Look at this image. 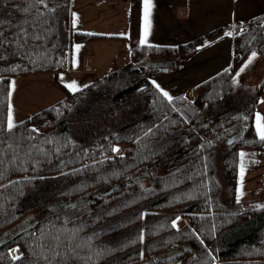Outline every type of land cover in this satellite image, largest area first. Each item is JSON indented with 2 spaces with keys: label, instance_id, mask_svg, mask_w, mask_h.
I'll return each instance as SVG.
<instances>
[{
  "label": "trees",
  "instance_id": "1",
  "mask_svg": "<svg viewBox=\"0 0 264 264\" xmlns=\"http://www.w3.org/2000/svg\"><path fill=\"white\" fill-rule=\"evenodd\" d=\"M69 4L0 0V235L7 232L0 264H264V205L241 211L220 201L214 164L219 139L210 140L241 122L227 99L240 66L264 40V13L185 42L156 44L141 43L143 0H130L125 35L69 29ZM229 32L232 65L192 95L165 96L151 78L165 67L137 66L143 57L186 59ZM122 38L133 44L126 64L74 92L59 81L63 98L8 130L13 75L58 76L70 65L73 41ZM244 108L248 123L223 152L231 198L240 154L264 152L254 114ZM144 170L149 174L135 177ZM115 185L120 187L102 195ZM88 194L95 200L50 208ZM31 215L35 223L27 225ZM180 218L186 221L177 224ZM244 223L254 226L228 237Z\"/></svg>",
  "mask_w": 264,
  "mask_h": 264
},
{
  "label": "rangeland",
  "instance_id": "2",
  "mask_svg": "<svg viewBox=\"0 0 264 264\" xmlns=\"http://www.w3.org/2000/svg\"><path fill=\"white\" fill-rule=\"evenodd\" d=\"M48 1L51 4L54 3V0H47V2ZM159 1L161 0H149L148 8L152 9L156 7ZM174 1L175 0H162L164 4L169 5ZM75 2L76 0H74V2L71 1L69 4V9L71 11L69 29H72L73 31H75L76 28L78 29L76 21L80 17L81 10L86 9L87 12H99L101 14H106L109 12V16L113 20V24L110 25L111 28H107L108 26L104 25L102 31L105 29L104 32L110 31V33L121 34L129 33L130 25L128 3H123L124 1L120 2L116 0H113L111 3L100 2L98 4L89 2L83 8L79 7L80 12L78 15V6ZM143 7L145 14V0H143ZM173 12L176 13L175 8ZM261 13L264 12H258L256 15ZM115 17H119V20L115 21ZM246 17L238 19L243 21ZM236 23L237 22H234L233 24ZM74 26L76 28H74ZM143 33L145 35V23H143ZM145 36H148V31L147 35ZM226 36L228 35L226 34L223 37ZM225 41L226 43L227 41H230L233 44L231 39L226 38ZM127 43L128 46L130 43L132 44L129 38ZM127 43H125L124 40L119 41L110 39L83 42L73 41L70 59L73 60L74 68H77L78 65L81 67L82 65L83 50L85 49L84 46H87L86 49L89 48L97 55V57L96 55H89L85 57V62L89 61L90 63L87 67L88 70H71L68 68V71H60L58 76H56L54 72H36L13 75L11 78L8 116L11 112L13 123L15 124L38 111L39 109L49 106L57 100L63 98L66 92L60 85L59 81L65 85L75 82L77 87L80 88L112 71L114 67H117L115 65H118V63H123V65L126 64L132 57V54H129V51L128 54L125 52ZM222 44L223 43H221V47L219 44L215 43L214 45H208L201 50L198 49L192 55L187 57L186 60L179 57L177 58L176 65L164 66L165 68L162 71L153 73L151 78L156 85H159V87H161L164 92L168 93V96H173L183 91L192 95L194 91L192 93L191 89L197 87L202 82L208 80L209 78L232 65V62L229 63V58L232 56L234 58V53L232 52L233 48L227 50L226 54L224 53ZM259 44L260 45L255 51V57H253L251 54L240 66L234 78L235 88L233 93L230 95L231 97L227 99L228 108L231 113L234 112V115H238V121L244 122L243 120L247 116H250L245 112L244 114L240 113L243 112L245 109L244 107L249 108L248 112L254 114L253 122L256 129L257 114H259L261 117H264V90L261 91V86L264 82V40ZM77 46H79V48H77ZM117 50L122 53V56L119 60L116 58L118 56ZM114 55H116V57ZM88 58L91 59L88 60ZM150 59L151 58L149 57L140 58L137 66L143 67L144 71L151 70L152 66H149L148 63ZM97 63L98 66L93 69L94 64ZM241 68H244V71L241 72ZM130 111L131 110H129V112ZM241 122L237 124H240ZM261 122L264 123V120ZM232 127L233 126H227V128L222 132L229 130ZM222 132H214L210 136V140L212 138L219 139V149L217 153L215 152L214 164L216 177L222 185L220 201L230 204L233 206V208L240 209L241 211L244 209L264 205V152H245L243 159V176H241L240 173L237 194L234 198H231L230 195H228V187L230 190L231 185L229 181L225 179L223 174V152L227 148L228 144L233 141L232 138L237 130L221 135ZM81 199L82 198L78 200ZM185 221L186 220L184 218H180L177 220V224H182ZM253 226L254 225L251 223H244L241 225L240 229L235 230V232L233 231V228L228 233V237L232 238L231 235L234 237V235L247 232Z\"/></svg>",
  "mask_w": 264,
  "mask_h": 264
},
{
  "label": "crops",
  "instance_id": "3",
  "mask_svg": "<svg viewBox=\"0 0 264 264\" xmlns=\"http://www.w3.org/2000/svg\"><path fill=\"white\" fill-rule=\"evenodd\" d=\"M74 0H70V2ZM103 1V2H102ZM113 0H76V5L79 7H84L87 3H111ZM124 1L123 3H128L129 9V25H130V0H116ZM127 1V2H126ZM129 1V2H128ZM144 8V7H143ZM174 8L176 13L173 12ZM257 12V13H256ZM258 12H264V0H175L172 4H164L161 1L158 2L157 6L149 9L148 8V36L143 33V23L145 20V14L143 9L142 25H141V41L145 43H156V44H176L188 41L193 37L202 34L216 26L234 22H243L249 17H252ZM85 15V16H84ZM247 16V17H246ZM95 19H94V18ZM109 17V18H108ZM243 21L238 18H244ZM71 18V17H70ZM93 18V19H92ZM144 19V20H143ZM71 20V19H70ZM115 21L119 20V17L114 18ZM111 21V22H110ZM233 24L234 26L237 25ZM78 29L81 31L99 32L107 34H121V33H110V31L104 32L105 29L102 28L107 25V28H111L110 25L113 24V20L109 16V12L106 14H101L99 12H87L86 9H82L80 12V17L76 21ZM118 24V22H117ZM128 34V33H123ZM231 39L233 41L232 35L226 37L218 38L217 40L211 42L208 45H214L215 43H223L224 53L227 54V50L233 48V44L230 41H225V39ZM124 40L125 43L128 42V38L119 39ZM132 42V41H131ZM87 45V44H85ZM206 45L205 47H207ZM82 65L74 68L73 60L70 59V65L68 68L71 70H88L89 61L85 62V57L89 55H96L94 51H91L87 46H84ZM205 47L200 48L203 49ZM133 44L127 43L125 52L132 54ZM226 50V51H225ZM118 51V50H117ZM233 52V50H232ZM116 57V55H114ZM122 53L118 51L117 60L120 59ZM97 57V55H96ZM91 58H88L90 60ZM186 60V59H184ZM233 63V56L229 58V63ZM118 63L115 65L114 69L122 66ZM98 66L94 64L93 69ZM112 69V70H114ZM65 71H68L66 69ZM244 180V178H243Z\"/></svg>",
  "mask_w": 264,
  "mask_h": 264
},
{
  "label": "water",
  "instance_id": "4",
  "mask_svg": "<svg viewBox=\"0 0 264 264\" xmlns=\"http://www.w3.org/2000/svg\"><path fill=\"white\" fill-rule=\"evenodd\" d=\"M176 63L177 62H176L175 58L149 61V64H151L152 66H159V67L172 66V65H176ZM199 121H200V117L198 116L195 119V122H199ZM246 125H247V122H244L242 124H236L232 128H230L229 130H226V131L222 132L221 135L227 134L230 131H236L237 130V132L233 136V139H237L243 133L244 128H245ZM211 140L213 141V140H215V138H212ZM207 143H209V140H205L203 142H200L198 145H196L194 147V149L198 148L199 146H203L204 144H207ZM146 174H149V170H144V171L138 173L135 177L144 176ZM119 187H120V185L112 186L109 189H106L105 191H103L102 195H108V194L114 192L115 190H117ZM91 200H94V197H93V195L88 194L85 197H83L81 200H78V201L77 200H73V201H69V202H62L60 204H55L54 206L51 207V209H55L56 207H58V206H60L62 204L66 205V206L67 205L76 206V205H79V204L84 203V202H90ZM25 222H26L27 225H33L35 223L34 216L33 215L29 216V218L27 220H25ZM6 234H7V232L5 231V232H3L0 235V244L3 241H5ZM179 249H181V246L175 248V250H179ZM175 250H172V252L175 251Z\"/></svg>",
  "mask_w": 264,
  "mask_h": 264
},
{
  "label": "snow or ice",
  "instance_id": "5",
  "mask_svg": "<svg viewBox=\"0 0 264 264\" xmlns=\"http://www.w3.org/2000/svg\"><path fill=\"white\" fill-rule=\"evenodd\" d=\"M38 3L40 4H44L45 0H37ZM145 35H147V30H148V6H149V0H145ZM75 15V14H74ZM0 35H2V33H0ZM227 35H232V33H227ZM141 43H144V41H141ZM77 48H79V46H77ZM253 57H255L256 53L253 52L252 53ZM251 62V61H250ZM240 71H244V68H241ZM155 83V82H153ZM67 87L72 90L73 92L74 91H77L78 90V87L76 85L75 82H72V83H69L67 85ZM157 88H159V85H156ZM161 91H163L161 89ZM164 95L165 96H168V93L167 92H164ZM169 99H171V97H169ZM264 120V117H261L259 114H257V121H256V124H257V130L259 131V135H260V138L262 140H264V123H262L261 121ZM15 127V124L13 123V117L11 115V112L9 113V116H8V120H7V128L9 131H11L13 128ZM115 151H118V149H114ZM241 159H242V163H241V176H243V171H244V168H243V157H244V153H241ZM175 223V222H174Z\"/></svg>",
  "mask_w": 264,
  "mask_h": 264
},
{
  "label": "bare ground",
  "instance_id": "6",
  "mask_svg": "<svg viewBox=\"0 0 264 264\" xmlns=\"http://www.w3.org/2000/svg\"><path fill=\"white\" fill-rule=\"evenodd\" d=\"M243 111H244V110H243ZM240 113H241V114H244L243 112H240ZM199 117H200V120H201V118L204 117V113L200 114ZM196 118H197V117H196ZM196 118H195V119H196ZM245 127H246V126H245ZM241 135H242V134H241ZM241 135H240V136H241ZM232 139H233V138H232ZM234 140H236V139H233V141H234ZM84 203H86V202H84ZM81 204H82V203H81ZM79 205H80V204H79ZM76 206H78V205H76ZM27 219H28V218H27ZM150 261H152V259H150L149 261H145L144 263H140V264H148Z\"/></svg>",
  "mask_w": 264,
  "mask_h": 264
},
{
  "label": "flooded vegetation",
  "instance_id": "7",
  "mask_svg": "<svg viewBox=\"0 0 264 264\" xmlns=\"http://www.w3.org/2000/svg\"><path fill=\"white\" fill-rule=\"evenodd\" d=\"M243 113H244V112H243ZM247 117H248V116H247ZM247 117H246V118H247ZM244 122H245V121H244ZM244 122H241L240 124H242V123H244ZM247 123H248V122H247ZM230 137H231V136H230ZM228 139H230V138H228Z\"/></svg>",
  "mask_w": 264,
  "mask_h": 264
}]
</instances>
